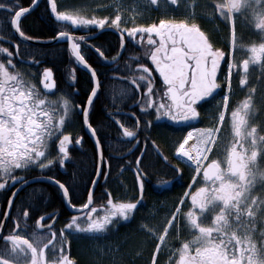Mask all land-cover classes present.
I'll list each match as a JSON object with an SVG mask.
<instances>
[{
	"label": "snow or ice",
	"instance_id": "6c2138e0",
	"mask_svg": "<svg viewBox=\"0 0 264 264\" xmlns=\"http://www.w3.org/2000/svg\"><path fill=\"white\" fill-rule=\"evenodd\" d=\"M113 3L115 14L99 17L95 13L88 16L79 7L60 10L57 0H49L51 12L58 22H70L85 29L90 26L100 29L114 27L120 31L121 48L124 47L125 34L139 42L143 52L129 57L134 62V67L132 63L125 65V69L132 73L125 78L130 80V85L121 88L119 96L125 99L136 96L134 103H138L142 111L153 109L157 119L168 118L176 123L199 122V109L209 99H214L216 90L221 87L222 82L218 78L221 62L227 65L223 81L227 90L215 102V115L211 109L207 113L216 122L208 127H189L175 148V152L186 158L194 169L192 183L174 206L162 233L157 235L147 224H142V227L160 241L155 245L157 250L165 241L169 227L175 229L181 243L169 257L170 264H264V118L257 117L258 113L264 117V101L258 104L255 99L257 86H249L250 72L258 71L257 82L264 87V79H261L264 78V0H212V11L206 13L208 18L220 19L225 24L232 49L237 45L238 24L257 31V40L241 45L247 49L248 55L239 64L229 58L231 51L226 55V51L217 47L201 27L194 11L195 0H132L129 6L123 0H113ZM36 4L37 0H31L27 7L20 6L19 0L0 2V10L11 14L9 23L12 29L26 40L41 39L28 36L20 23L22 16ZM143 5L155 7L165 14L148 24L137 23L136 19L143 15ZM181 7L186 10L182 18L166 15L171 9ZM125 11L129 12L127 19ZM129 21L131 26H128ZM2 32L3 28H0ZM2 38L10 39L7 36ZM50 39H66L76 62L90 72L92 85L87 106L78 111L83 113L84 124L96 137L99 151L101 141L89 122V106L102 83L97 70L82 52V43L90 42L89 36L86 33L77 37L65 29L57 31ZM19 47L17 44L14 54L0 44V54L7 57L0 59V189L5 188L8 181L16 185L28 183L25 175H18L17 170L26 173L34 167L44 170L56 164L65 165L70 156L72 137L64 128L77 110L67 96L53 99L49 95L56 87L52 68H43L39 86L19 70L13 58L14 55L20 56ZM92 47L102 58L108 59L99 47L94 44ZM117 56L111 58L112 62ZM28 59L35 58L29 56ZM145 59L150 60L154 67L141 62ZM237 67L241 69L238 83L247 88V94L229 112L233 69ZM154 72L162 78L159 86ZM118 75L114 73L115 77ZM226 115L229 116L230 138L224 142L222 155H216V145L221 139L220 126L226 122ZM117 123L125 137L138 138L136 131L119 119ZM139 123L137 117V127ZM147 123L150 125L152 121ZM75 143H81L80 138ZM152 144L155 146V141ZM54 148L56 155L53 156L51 151ZM144 151L141 150V155ZM163 159L167 161L168 157L163 156ZM105 163L103 153L99 151L97 175L107 176L103 171ZM141 163V156H137L139 195L114 202L112 193L108 192L106 204L109 207L102 214L94 215L96 206L88 210L93 204L91 189L86 203L77 206L68 201L72 208L78 207L80 211L59 230L54 227L56 215L46 214L36 219L29 232V208H23L19 216L14 217L15 226L10 232L5 234L0 228V240L3 241L0 264H76L75 258L66 251L71 234L69 230L104 234L121 219H128L143 199L142 177L145 173L140 168ZM176 171H181L178 166ZM51 179L68 198L69 188L55 177ZM11 204L12 199L9 198ZM99 207L105 208L104 204ZM4 215L8 216V213ZM45 219L48 220L47 225L42 223ZM182 232L187 233V238L181 237ZM151 264H156V252L152 254Z\"/></svg>",
	"mask_w": 264,
	"mask_h": 264
},
{
	"label": "flooded vegetation",
	"instance_id": "af4514ba",
	"mask_svg": "<svg viewBox=\"0 0 264 264\" xmlns=\"http://www.w3.org/2000/svg\"><path fill=\"white\" fill-rule=\"evenodd\" d=\"M80 1L81 0H66V2H68L66 6H68L71 9L72 7H75V4L79 3ZM95 2L96 1H93L90 5L83 7L82 8L83 13L88 16H91L93 13H95L99 17L105 15L113 16L115 14L113 0H108L109 4L107 6V4L105 3V5H103L105 6L104 8H102L101 5L93 6L94 4H96ZM123 2L126 6L132 4V0H123ZM142 8H143V15L136 19L137 23L148 24L153 22L154 20H158V18L162 14H165L162 13V11L157 10L155 7H149L147 5H143ZM194 11L196 13L197 21L200 23L201 27L211 36V39L215 43V45L217 47L223 48L226 51V55L228 54L229 51H231V56L229 58L234 59V61L237 64H239L240 61H242L247 57L248 55L247 49L243 48L241 45L250 44L253 41L257 40L258 37L256 30H254L251 27H245L243 25L238 24L237 45L234 49H232L229 41L228 29L225 26V24L221 22L220 19L212 20L208 18L206 15V13L212 11V0H195ZM185 14H186L185 8L181 7L178 9L177 8L171 9L170 12L167 13L166 15H171L176 18H182ZM52 15L56 20L53 13ZM128 15L129 12L125 11L124 13L125 19H127ZM59 23L63 24L64 26H71L72 31H79L80 33L74 32L77 37L80 35H85L86 33L88 34L90 42H88L87 44L82 43V52L85 55V58L92 66L97 65L101 62V64L103 63V65H107L108 67H110V71H105L102 76L105 77L112 76L114 77V79L120 78L122 79V81H124L126 77H130L129 74L130 71H127L124 68L125 67L124 65H126V63H132V67H134L133 61H130L129 57L134 55L133 53L140 45L137 40H133L132 38H129L125 34V42L123 49L121 48L120 31L114 27L100 29L99 27L96 26H90L88 29H85L80 26L75 27L71 25L70 22H59ZM128 26H131V21H129ZM108 36H114V48L112 50L114 55L108 57V59L106 60L98 54V52L95 50L94 47H92V45L94 44L97 47L98 44L101 48H109L110 43L107 40ZM67 47H68V43H67ZM68 51L72 58V62H73L72 65H76L78 69L90 75V72L87 70V68L76 62L69 48ZM141 52H143V48ZM117 53H119L118 56ZM113 56H117V59L114 63H111L112 62L111 58ZM141 62L147 63L149 67H154V65L151 64L150 60L145 59ZM71 69H70L71 73H69L70 74L69 76L72 78L73 76L77 77L79 73L73 70V68ZM240 70L241 69L239 67L233 69L232 90L229 101L230 104L229 112L231 107L235 106L247 94V88L240 86L238 83L239 81L238 73ZM114 73H118L119 74L118 77H115ZM226 73H227V65L222 61L221 71L218 72V78L222 82L221 87L216 90L215 98L209 99V102L204 104L199 109L201 112V118L199 122L189 121L186 123H176L168 118L157 119L153 109H147V112H145L141 110L138 103H134L136 96H132L129 99H125L119 96L120 89L123 87H121L117 91V96L114 101V117H111L112 121L114 122V158L116 159V160L114 159V171L116 170L118 172L121 171L117 159L120 158L119 154L122 153L121 152L122 150L124 151L123 158L125 160L127 158L126 164H129V166L127 167L128 171L134 176L135 179V186L133 184L134 192L132 197H129V199H134L139 195V187L136 179L137 156H141V160L143 164L141 163L140 168L143 170L145 175L142 177L144 181L143 199L141 200L137 209L134 210L133 214L128 219L126 220L121 219L120 222L115 225L114 237L116 238L120 237L126 232L128 233L133 232L134 233L133 236L140 235L143 238L149 239L148 246L142 249L139 248L140 253H142L143 257L141 258V261L137 264H151V258L153 252H156V264H170L169 257L172 255L173 251L180 246L181 240L177 238L175 229L169 227V232L165 237V241L161 244V248L157 250L155 245L157 243H160V241L156 238L155 235H150L148 231L142 227V224H147L150 228L154 229V232L157 235L159 233H162L165 224L167 223V219L170 218V214L174 210V206L180 202V197L184 194L185 190L188 189V185L192 183V176L194 174V169L192 168L190 162L186 160V158L180 157L179 154L175 152V148L178 145V141L183 138V135L186 134L189 127H208V126H212L216 122L212 120L207 113L209 112V109H211L213 115H215V108H214L215 102L219 101L223 95V92L227 90L226 85L223 83ZM153 75L156 78L155 81L156 85L159 86L162 83V78H160L158 72H154ZM258 77H259L258 71H251L249 78L250 79L249 86H251L252 84H256L257 93L255 95V99L257 103L260 104L262 101H264V95H262L264 94V87H261V85L257 82ZM56 92L57 91L55 88V90L51 91L49 94L54 93V94L66 96L62 93H58V92L56 93ZM74 92L77 93V90H74ZM68 98L71 100L72 104L76 106L77 109L75 110V114L71 118L70 122L67 123V125L69 126L68 133H70L72 137V147L69 149V153H70V151L74 148L81 149L83 143V136L78 137L75 133L79 126V123L76 119L78 114L81 116V122H82L81 124L83 125V128H84V124H83V113L78 111L80 107L76 105V100H73V98L71 97ZM91 107L89 109V116H90ZM133 113H135V115H132ZM137 117H139L140 119V123L138 127L136 126ZM257 117L264 118L261 116L260 113L257 114ZM117 119H119V121L123 123L126 127H129L130 129L136 131L138 133V138L131 139L129 137H125L123 135V129L120 127L119 123H117ZM228 119L229 116L226 115V122L220 126L221 132L219 135L221 139L220 142L216 145V149H215L216 155H222L224 142H226L230 138L229 137L230 125L227 122ZM149 120L152 121L150 125L147 123V121ZM84 130L87 133L85 128ZM77 138H80L81 143L79 144L75 143ZM152 141H155V146H153ZM157 147L159 148V152L157 151ZM142 149L145 150L143 155H141ZM54 155H56V152H54ZM163 156L168 157L167 161L163 159ZM69 159L70 156L66 160V163L69 161ZM64 166H60L59 170H63ZM177 166L181 171L179 172L176 171ZM31 170L42 171V173L46 171V169L40 170L38 167L32 168L29 171ZM48 184L53 185L51 183ZM20 185H16L13 183V186H15V190ZM185 203L187 204L188 201H186ZM184 210H186V208ZM46 221L43 222L45 225L48 224V220ZM57 221H58V217L56 216V219L54 221V226L57 223ZM181 237L187 238V233L182 232ZM75 261L76 264H78V261L77 260Z\"/></svg>",
	"mask_w": 264,
	"mask_h": 264
},
{
	"label": "trees",
	"instance_id": "16d2710c",
	"mask_svg": "<svg viewBox=\"0 0 264 264\" xmlns=\"http://www.w3.org/2000/svg\"><path fill=\"white\" fill-rule=\"evenodd\" d=\"M0 2H5V0H0ZM19 5L24 7L30 6L31 0H19ZM10 15V13L0 10V28H3V32L0 33V44L8 47L14 54L17 51L16 45L19 44L20 56L14 55L13 57L19 70L22 72L34 71L35 76L38 77L42 74L44 67L52 68L56 80V91L76 100L78 107H84L87 96L90 94L92 85L91 76L78 69L76 65H72L73 62L68 51L67 43L58 42L50 46H35L20 43L13 35L12 26L9 23ZM20 23L22 30L28 36L41 37V39H38L40 41L52 40L50 38L54 37L56 32L60 30L66 29L72 31L71 26H64L54 19L48 0H42L34 11L21 18ZM72 32L80 33L79 31ZM4 36L10 37V39L2 38ZM107 40L110 43L109 48H101L98 44L97 47L104 52L105 57H111L114 55L112 52L114 48V36H108ZM141 51V46H138L133 54H141ZM29 56H33L35 59L29 60ZM21 57H23V62L21 61ZM6 58V54H0V59ZM35 61H39V63ZM93 67L97 70V75L102 86L91 107L89 122L97 130L96 136L100 138V147L103 158L106 161L103 166V171L107 173V176H101L93 198V206L99 209L100 204H104L105 207L108 206L106 204L108 192L112 193L113 200L122 197L127 190L133 193L135 179L128 171L127 167L129 164H126L127 158L126 160L123 158L124 151L122 150V153L119 154L120 158L117 159L121 171H114V122L111 119V117H114V93L117 96V91L121 87L130 85V80L124 79L122 81L120 78L114 79L112 76H102L105 71H110V67L103 65V63L101 64V62L93 65ZM71 68L79 73L75 77V80L69 76L72 70ZM129 74L130 76L132 75L131 72ZM74 90H77V93ZM76 119L79 126L75 133L78 137L83 136L82 147L81 149L74 148L70 151V159L65 164L63 170H59L60 166L57 164L46 169L44 173L42 171L31 170L26 173L17 171V174L25 175L27 180L41 176L55 177L69 188L71 203L79 206L87 202L88 191L91 189L97 174L98 156L92 140L81 124V116L78 114ZM14 190L15 186H13V182L11 181H8L5 188L0 189V221L4 220V213L7 211L9 198H11ZM25 207L29 208V232L35 226L36 219L41 215L55 214L58 217V221L54 226L56 230L62 228L73 216L68 212L64 198L56 187L48 183L33 184L22 190L15 199L10 217L5 226V234L13 229L15 226L14 217H18ZM2 246L3 241L0 240V247ZM73 250L71 243L70 257L75 258L78 264H82L78 254L76 255Z\"/></svg>",
	"mask_w": 264,
	"mask_h": 264
},
{
	"label": "rangeland",
	"instance_id": "374dc122",
	"mask_svg": "<svg viewBox=\"0 0 264 264\" xmlns=\"http://www.w3.org/2000/svg\"><path fill=\"white\" fill-rule=\"evenodd\" d=\"M93 1H96V4L93 6L101 5L102 8L105 7L103 6L105 3L107 6L109 4L108 0H81L79 3L75 4V7L82 9L85 6L90 5ZM57 3L60 10H64L66 8L70 9L68 6H66L68 3L66 0H57ZM23 73L28 75V77L39 86V78L41 75L36 77L34 71H23ZM49 95L53 99H57L61 96L54 93ZM67 123L64 130L68 132L69 126ZM54 152H56L55 148L51 151V155L54 156ZM17 171L20 172L19 170ZM107 207L104 209H97V213L94 215L102 214V212L107 209ZM69 233L71 234L68 236L69 243L66 245L67 254L69 256L71 255L72 243V250L74 249V253H76V255L78 254L82 264H137L143 257L139 248L142 249L148 246L149 241L148 238H143L140 235L133 236V232H126L122 236L116 238L114 237V227L109 232L104 234L77 233L73 232L71 229L69 230Z\"/></svg>",
	"mask_w": 264,
	"mask_h": 264
},
{
	"label": "water",
	"instance_id": "95a60500",
	"mask_svg": "<svg viewBox=\"0 0 264 264\" xmlns=\"http://www.w3.org/2000/svg\"><path fill=\"white\" fill-rule=\"evenodd\" d=\"M42 0H37V4L36 5H34V6H31L30 7V9H29V12L28 13H26V14H24L22 17H24L25 15H27V14H29V13H31L32 11H34L37 7H38V5L40 4V2H41ZM12 32H13V35H14V37L17 39V41H19L20 43H23V44H28V45H35V46H50V45H54V44H56L57 42H59V41H67L66 39L65 40H60V39H55V40H50V41H40V40H26V39H24V38H22V37H20L19 36V34L18 33H16L13 29H12ZM102 32V31H101ZM123 49H124V47H123ZM73 56V55H72ZM111 63H114V62H111ZM85 67V66H84ZM86 68V67H85ZM88 70V69H87ZM89 71V70H88ZM54 77V76H53ZM56 88V87H55ZM55 90V89H54ZM53 91V90H52ZM98 92H99V90H98ZM97 95H98V93H97ZM96 95V96H97ZM96 98V97H95ZM95 98H94V100H95ZM94 100H93V102H94ZM92 102V103H93ZM92 105V104H91ZM91 105L89 106V109H90V107H91ZM87 106V105H86ZM83 124H84V122H83ZM84 128L86 129V131H87V133H88V135L90 136V138L92 139V141H93V143H94V146H95V148H96V151H97V156H98V161H99V151H102L101 150V147H100V150L98 151V149H97V147H96V137H93V135L91 134V132H90V130L88 129V127L84 124ZM130 138V137H129ZM132 139V138H131ZM72 147V143H70L69 144V149ZM101 176L102 175H97L96 174V176H95V179H94V181H95V183H93L92 184V186H91V190L93 191V198H94V194H95V191H96V188H97V186H98V184H99V182H100V179H101ZM28 181V183L27 184H21L14 192H15V195H13L12 194V196H11V199H12V204L11 205H9V203H8V208H7V213H8V216H5L4 217V220H3V224L1 225V227L0 228H2V230H3V232H4V230H5V226H6V223H7V221H8V219H9V217H10V214H11V211H12V207H13V204H14V201H15V199L17 198V196L20 194V192L22 191V190H24L26 187H28V186H31V185H33V184H37V183H51V184H53L56 188H58L59 190H60V192H61V195L63 196V193H62V190L59 188V186L52 180V179H50V178H47V177H37V178H33V179H30V180H27ZM13 192V193H14ZM63 198H64V203H65V206H66V208H67V210H68V212L70 213V214H72V215H77V213H78V211H80V209L79 208H76V209H74V208H72L71 206H70V204H69V200H70V197H68V198H65L64 196H63ZM93 206V204L92 205H90L89 206V209L91 208ZM88 209V210H89ZM47 219H45L44 221H46ZM44 221H42V223L44 222Z\"/></svg>",
	"mask_w": 264,
	"mask_h": 264
},
{
	"label": "bare ground",
	"instance_id": "6f19581e",
	"mask_svg": "<svg viewBox=\"0 0 264 264\" xmlns=\"http://www.w3.org/2000/svg\"><path fill=\"white\" fill-rule=\"evenodd\" d=\"M132 195H133L132 191L127 190V192H125L122 197L116 198L114 200H116V201H118V200H129V197H132Z\"/></svg>",
	"mask_w": 264,
	"mask_h": 264
}]
</instances>
